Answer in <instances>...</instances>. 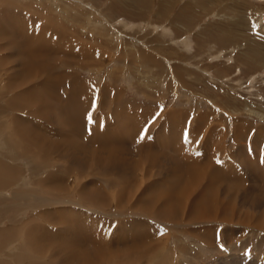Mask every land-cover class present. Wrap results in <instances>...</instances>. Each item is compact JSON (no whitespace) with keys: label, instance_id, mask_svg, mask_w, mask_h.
<instances>
[{"label":"rangeland","instance_id":"1","mask_svg":"<svg viewBox=\"0 0 264 264\" xmlns=\"http://www.w3.org/2000/svg\"><path fill=\"white\" fill-rule=\"evenodd\" d=\"M22 23L48 38L33 71L10 47ZM0 44V230L13 228L0 264H19L20 226L44 254L30 264H71L58 247L126 264L135 246L146 253L135 264H264V120L250 114L264 112V0H0ZM71 98L89 107L82 139L62 123ZM87 125L112 128L116 144L96 146ZM190 164L202 179L174 181ZM92 257L72 264L101 263Z\"/></svg>","mask_w":264,"mask_h":264},{"label":"bare ground","instance_id":"2","mask_svg":"<svg viewBox=\"0 0 264 264\" xmlns=\"http://www.w3.org/2000/svg\"><path fill=\"white\" fill-rule=\"evenodd\" d=\"M10 17V16H9ZM10 18H12V17H10ZM9 18V19H10ZM11 21V20H10ZM12 23V22H11ZM12 25V24H11ZM20 26V27H19ZM18 27L16 26V28H15V31H12L10 34L12 35L11 36V38H10V47H12V48H20V45L25 49V51H24V55H26V59L25 58H23L24 60H23V63H22V67L25 69V70H27V71H33V70H35V69H37V68H39V67H37V65L36 66H33L34 64V62H37V59H34V57L32 56V54L33 55H36V56H39V55H48V53L47 54H43V52H45L46 51V49H48V38L45 36V34H41V33H44V31H38V32H40V39H39V34H35V36H37V37H33V35H32V32H30V31H28L27 29L29 28V25L28 24H23L22 23V25H19ZM13 27V26H12ZM19 28H22V29H20L19 30ZM39 30V29H38ZM33 31H35L34 29H33ZM17 33V34H16ZM19 35H20V37H21V39H20V37H19ZM2 36V35H1ZM17 36L19 37V39H20V41H21V43H20V41H18V40H16V38H17ZM43 36H45V37H43ZM23 40V41H22ZM20 44V45H19ZM2 44H0V48H2V46H1ZM53 47V46H52ZM30 49V50H29ZM57 51V50H56ZM31 52H32V54H31ZM51 52H52V50H51ZM59 52V51H58ZM56 54V53H55ZM2 57V56H1ZM27 61V62H26ZM48 64V63H47ZM0 65L2 66L3 65V60H1L0 61ZM50 66H51V64H50ZM42 67H45V64L42 66ZM23 69V70H24ZM46 70V69H45ZM47 75H48V73H47ZM49 76V75H48ZM47 76V77H48ZM64 78H66V77H61V79L59 80V81H55V80H52V79H50V80H52V81H48V82H44L45 84H46V86L44 87L45 89H52V87H53V85H56L57 83H58V88L60 87L59 86V83H61V80H62V82H63V80H64ZM75 79L73 78V81H74ZM44 84V85H45ZM76 84L77 83H73V86L75 87L76 86ZM48 85H51V87L49 88L48 87ZM57 86V85H56ZM80 85H77L75 88H77V87H79ZM57 88V87H56ZM1 89V88H0ZM72 90H74V88L72 89ZM57 91V90H56ZM58 93H59V89H58V91H57ZM52 94H53V92H51ZM86 92H83V93H81V95L79 96V100H81V101H83L85 104H87V105H89V107H90V103L88 102L89 100H91V98H88V97H83V95L85 94ZM51 94V95H52ZM55 94H56V92H55ZM83 94V95H82ZM72 100H73V104H72V106L71 105H69L70 103H69V101H68V104H66V106L64 105V110H65V115H66V119H65V121L64 122H62L63 124H66L67 126H68V129H69V131H71L72 133H73V136L74 137H78V138H80V139H82L81 137H80V135H79V133H78V131H80V129H81V125H80V123H83L85 120H86V117H85V114H86V112H87V109L89 108V107H85V108H82L81 107V105H80V103L78 102V99L76 100V99H73V98H71ZM71 100V101H72ZM60 105V104H59ZM61 109V108H60ZM46 110H47V107H46ZM44 111H45V109H44ZM45 113H46V111H45ZM52 113V112H51ZM47 114V113H46ZM250 114H253L254 116H257V117H259L260 119H262V120H264V112H260V111H254V110H250ZM44 116H45V114H44ZM43 116V117H44ZM52 116V115H51ZM51 116H50V119H52L51 118ZM64 116V115H63ZM48 117V116H47ZM60 117L62 118V115H60ZM60 118V119H61ZM120 118V117H119ZM141 120H143V119H141ZM145 120V119H144ZM35 122V121H34ZM50 122H51V120H50ZM52 122H53V120H52ZM130 122L131 121H124V118H122V120H121V124H122V127H124L125 129H127L128 130V127L129 128H131L132 126L130 125ZM145 122V121H144ZM40 123V122H39ZM61 123V122H60ZM35 125V124H34ZM97 125V124H96ZM137 125V124H136ZM72 126V127H71ZM103 126V125H102ZM136 127V126H135ZM86 128H87V130H88V128H90V130H92V132H90V134H89V136L90 137H92V139L93 138H95V140H99L98 141V144L96 145V146H98V147H107V149L108 148H111V146H114L116 143H114V142H111L110 141V137L109 136H113V135H118V132H115L112 128H107V129H110V130H106V132L104 133V132H102V131H100V130H98V129H95V128H92V127H90L89 125H87L86 126ZM92 128V129H91ZM137 128H138V126H137ZM104 130V129H103ZM132 130V129H131ZM119 131V130H118ZM129 131V130H128ZM76 133H78V135L76 134ZM83 133V132H82ZM127 133V132H126ZM132 133V132H131ZM176 133V132H175ZM27 134H29V135H31L32 137H35L36 138V136L38 135V134H36V135H34V134H32V133H27ZM98 134H100V135H102V136H106V139H103V140H101V138H102V136H101V138L99 139V137L100 136H98ZM124 134V133H123ZM129 134V133H128ZM179 134H181V132L179 133ZM130 135H132V134H130ZM171 135V134H170ZM42 136V135H41ZM123 136H125V135H123ZM148 136V135H147ZM128 137V136H127ZM91 140V139H90ZM174 140V139H173ZM69 141L70 142H72V145H77V146H79L78 148L77 147H73L74 149H81V148H83V146H81L80 145V141H75V140H73V139H71V138H69ZM46 142H41L40 144H37V145H33V153H36L37 155H38V157H35V159L37 158V159H39V158H41V156H42V152H37V148L36 147H38L39 148V145L40 146H46V144H45ZM92 143H93V141H92ZM139 142H138V140H137V143H136V145L138 144ZM94 144V143H93ZM52 146H53V144H52ZM139 147V146H138ZM135 148H136V146H135ZM86 149H87V146H86ZM107 149H105V151L107 150ZM50 150H51V148H50ZM137 150V149H136ZM96 151V150H95ZM109 152H110V149H109ZM138 152V151H137ZM98 153V155L94 158V159H97V158H99L100 157V155H102V153L101 152H97ZM48 154V153H47ZM139 154H140V152H139ZM142 154V153H141ZM95 155V154H94ZM110 155H112V152L110 153ZM34 156H36L35 154H34ZM105 156H106V154H105ZM154 156V155H153ZM89 157V156H88ZM112 157V156H111ZM114 157V156H113ZM147 157V156H146ZM155 157V156H154ZM71 158V157H70ZM105 158V157H104ZM106 159V158H105ZM154 159H156V158H154ZM85 160V159H84ZM87 160V159H86ZM150 159H148V161H149ZM108 161V160H107ZM111 161V160H110ZM152 162H153V160H151ZM217 161V160H216ZM135 162H136V164L135 165H141L140 164V162L142 163V160L140 161V159L139 158H137L136 160H135ZM180 164V163H179ZM90 165V164H89ZM109 165V164H108ZM191 165V164H190ZM125 166H128V165H125ZM123 167V168H121V173H123V174H127L129 177H131V179H137V181H139L138 182V186L139 185H141L140 183H141V180H139V172L141 171V169L139 168V172H138V169L136 168V167H134V169H133V172H131L130 173V175L128 174V172H126V167ZM129 166H130V164H129ZM179 166H183L182 164H180ZM204 166V165H203ZM207 166V165H206ZM171 167H172V165H171ZM197 167V164L194 166V165H191V166H186L184 169H182V168H180V167H178V169L175 167V170H174V172H175V177H174V181H178L180 178H184V177H190V176H192V179H190V181L188 182V186L189 185H191V184H194L195 182L197 183V181H199V180H201L202 179V176H199V175H203V173H198V171H196V170H198V169H200V167L197 169L196 168ZM180 168V169H179ZM195 168V169H194ZM202 168V167H201ZM209 167H207V169H208ZM6 169V167L4 166V165H2L1 167H0V175L4 172V170ZM178 170H180L181 172H180V174H179V171ZM189 172H188V171ZM201 170V169H200ZM206 170V169H205ZM204 170V171H205ZM217 170V169H216ZM210 170L208 169V172H209ZM218 171V170H217ZM187 172H188V174H187ZM202 172V171H201ZM208 172H207V174H208ZM205 173V172H204ZM206 174V173H205ZM84 176V175H83ZM207 176H210L209 174L207 175ZM143 177V176H142ZM206 177V176H205ZM215 177V176H214ZM203 178H204V176H203ZM126 179H127V177L126 176H124L123 178H122V184H123V186H125V184H126ZM187 179V178H186ZM206 179V178H205ZM210 179V178H209ZM217 179V178H216ZM0 180L3 182L4 181V179L3 178H1L0 177ZM203 181H204V179H203ZM203 181H200V183L201 182H203ZM134 182V181H133ZM175 183V182H174ZM207 183H208V185H209V181H207ZM55 186V185H54ZM53 186V187H54ZM134 186H136V185H134ZM195 186V185H194ZM191 188H192V186H190ZM57 188V187H56ZM136 188V187H135ZM96 189V188H95ZM64 190V189H63ZM187 191H189V190H187ZM192 191V190H191ZM94 192H96V191H94ZM133 192V191H132ZM176 195V194H175ZM207 196V195H206ZM184 197L182 196V199H183ZM192 202V201H191ZM179 203V202H178ZM200 204V203H199ZM176 205V204H175ZM179 205V204H178ZM181 205V204H180ZM183 205V204H182ZM181 205V206H182ZM203 206V205H202ZM201 207V206H200ZM213 207V206H212ZM202 208V207H201ZM172 211V210H171ZM194 217V216H193ZM87 220V219H86ZM191 220V219H190ZM85 221V220H84ZM164 221H165V219H164ZM66 222V221H65ZM166 222V221H165ZM96 223V222H95ZM67 224V223H66ZM18 225V224H17ZM27 225V224H26ZM68 226H71V224H69ZM19 228H21V229H18V231L19 230H22L23 229V232H22V237L24 236V234H25V238H26V240H25V242H22L21 243V245H20V247H19V251H16V252H13V253H16V256L17 257H15L14 255H10L9 253H7V257H8V259L9 258H12L13 256L15 257V259L16 260H18L17 262H19V264H20V262H23V261H25V262H27V264H30V262L29 261H27L28 259L30 260L31 258H30V256H31V253H37V254H39V255H44V254H42V253H39V252H41L40 250H39V247L35 244L36 243V240H35V237L34 236H31L30 234H29V230L28 231H25V229H26V226H20ZM7 230H10L11 232H12V230H13V228H8ZM7 230H0V238L2 237V235H3V233L5 232L6 233V231ZM96 235V234H95ZM18 236V235H17ZM84 236H85V234H84ZM100 235L98 234V236H96V237H94V239H93V237H91V240H93L91 243H94V241H95V239L97 240V241H99L100 240V237H99ZM37 237V236H36ZM38 238V237H37ZM102 238V237H101ZM3 240L4 239H1V241L3 242ZM143 241H145V240H143ZM2 242H0V247H1V245H2ZM40 242V241H39ZM38 242V243H39ZM61 242V241H60ZM96 243V242H95ZM97 244V243H96ZM11 246V245H10ZM36 246V247H35ZM74 246V245H73ZM4 247V246H3ZM69 247V246H68ZM2 248V247H1ZM0 248V249H1ZM40 248L42 249V246H40ZM141 247L139 246V247H137V246H135V247H132V248H129L128 249V251H126L127 252V254H128V256H127V258H126V264H135V262H137L138 260L140 261L141 259H146V258H144L145 257V255H146V253H142V249H140ZM146 248V247H145ZM144 248V249H145ZM37 250V251H34V250ZM57 249V251H58V254L62 257L61 259L64 261V262H66V263H68V262H74L75 260H81V259H87L88 257L90 258V256H93L91 259H94L95 258V261L96 260H98V261H101L102 259H103V255L102 254H100L101 253V250H100V252H99V250L97 249L95 252H90V251H83V250H79V249H75V248H72V249H69V248H56ZM100 249V248H99ZM102 249V248H101ZM133 249L134 250H136V253H133ZM148 249V251H149V254L151 253V252H153L154 253V251H155V247L153 246V245H150V247L149 248H147ZM104 250V249H103ZM12 251V250H11ZM145 251V250H144ZM143 251V252H144ZM147 251V250H146ZM147 251V252H148ZM9 252V251H8ZM12 253V252H11ZM57 253V252H56ZM97 253V254H96ZM104 253V252H103ZM115 255H118V252H113ZM152 253V254H153ZM94 254H96V255H94ZM110 254V253H109ZM148 254V255H149ZM123 255V254H122ZM148 255H147V257H148ZM151 255V254H150ZM5 258V257H4ZM88 258V259H89ZM7 259V258H6ZM15 259H14V261H15ZM11 260V259H10ZM71 260V261H70ZM107 260V259H106ZM116 260V259H115ZM94 261V260H93ZM120 261V260H119ZM12 262V261H11ZM24 262V263H25ZM72 262V263H73ZM109 262V261H108ZM71 263V264H72ZM88 263V262H87ZM94 263V262H93ZM122 263V262H121ZM14 264H16V262L14 263ZM69 264V263H68ZM100 264H104L103 263V261H101V263Z\"/></svg>","mask_w":264,"mask_h":264},{"label":"snow or ice","instance_id":"3","mask_svg":"<svg viewBox=\"0 0 264 264\" xmlns=\"http://www.w3.org/2000/svg\"><path fill=\"white\" fill-rule=\"evenodd\" d=\"M158 117H159V113H157V114L153 117V119L149 122V124L154 123V122H155V119H157ZM89 122H91L90 118H89ZM148 126H149V125H146L145 128L141 130L139 140H143V139L146 137V135H147V130H148ZM139 140H138V142H139ZM217 163H219V161H217Z\"/></svg>","mask_w":264,"mask_h":264}]
</instances>
